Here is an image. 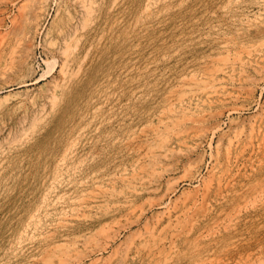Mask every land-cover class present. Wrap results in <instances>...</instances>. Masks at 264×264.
I'll use <instances>...</instances> for the list:
<instances>
[{
	"label": "rangeland",
	"instance_id": "obj_1",
	"mask_svg": "<svg viewBox=\"0 0 264 264\" xmlns=\"http://www.w3.org/2000/svg\"><path fill=\"white\" fill-rule=\"evenodd\" d=\"M46 263L264 264V0H0V264Z\"/></svg>",
	"mask_w": 264,
	"mask_h": 264
},
{
	"label": "bare ground",
	"instance_id": "obj_2",
	"mask_svg": "<svg viewBox=\"0 0 264 264\" xmlns=\"http://www.w3.org/2000/svg\"><path fill=\"white\" fill-rule=\"evenodd\" d=\"M76 1V0H75ZM91 4V3H90ZM84 5V4H83ZM85 6V5H84ZM42 10V9H41ZM87 10V9H86ZM91 10V9H90ZM89 11V10H88ZM83 32V31H82ZM77 33V32H76ZM16 39V38H15ZM32 42V41H31ZM257 52V51H256ZM250 54V53H249ZM259 55V54H258ZM226 57V56H225ZM236 57H237V55H236ZM223 58V57H222ZM227 59H229L228 57H227ZM232 59H233V61H234V58L232 57ZM219 60V59H218ZM223 60V59H222ZM238 60V59H237ZM236 60V61H237ZM239 61H241V60H239ZM221 62V61H220ZM225 62H228V61H225ZM235 62V61H234ZM234 62H232V63H234ZM242 62V61H241ZM224 63V62H223ZM229 63H231V62H229ZM237 63V62H236ZM242 65V64H241ZM257 65V64H256ZM236 67V66H235ZM63 68V67H62ZM223 68V67H222ZM226 68V67H225ZM225 68H224V70H225ZM232 68H234V66H229V69H231L232 70ZM50 69V68H49ZM48 69V71H50ZM216 70V69H215ZM227 70H228V68H227ZM229 71V70H228ZM221 72H223V71H221ZM225 72V71H224ZM48 73V72H47ZM62 73V72H61ZM226 73V72H225ZM211 79V78H210ZM203 81V80H202ZM220 81V80H219ZM235 81V80H234ZM206 82H208V81H206ZM209 84V83H208ZM206 85V84H205ZM211 86H213L214 87V83H213V85H211ZM221 86V85H220ZM197 87V86H196ZM204 87V86H203ZM206 87V86H205ZM201 88V87H200ZM199 88V89H200ZM218 88V87H217ZM219 89V88H218ZM201 90V89H200ZM222 90V89H221ZM224 90V89H223ZM202 91V90H201ZM214 91H215V89H214ZM190 92V91H189ZM188 92V93H189ZM191 93V92H190ZM207 93V92H206ZM186 95H187V93H186ZM185 95V96H186ZM192 95V94H191ZM207 97V96H206ZM210 97V96H209ZM192 98H193V96H192ZM225 98V97H224ZM208 99V98H207ZM183 100V99H182ZM192 103V102H191ZM179 104V103H178ZM191 119V118H190ZM196 119V118H195ZM174 121V120H173ZM178 121V120H177ZM186 121V120H185ZM191 121V120H190ZM179 122H181V121H179ZM178 122V123H179ZM182 123V122H181ZM175 124V123H174ZM176 125V124H175ZM198 125V124H197ZM172 127V126H171ZM170 127V128H171ZM180 127V126H179ZM181 130V129H180ZM179 130V131H180ZM161 131V130H160ZM175 131V130H174ZM205 131V130H204ZM155 132V131H154ZM169 132V131H168ZM184 132V131H183ZM202 132V131H201ZM170 133V132H169ZM167 134V133H166ZM173 134V133H172ZM186 134V133H185ZM251 134H253V133H251ZM168 135V134H167ZM204 135V134H203ZM163 137V136H162ZM168 137V136H167ZM172 137V136H171ZM153 140V139H152ZM168 140V139H167ZM146 143V142H145ZM150 143V142H149ZM147 144V143H146ZM161 145V147L159 146V143H158V145H157V149H158V146L160 147L158 150H159V156H162V153L165 151L164 149H167L166 147H167V145H169V143H168V141L165 143L163 140H162V142L160 143ZM232 145V144H231ZM155 148V147H154ZM153 149V148H152ZM156 149V148H155ZM151 154V153H150ZM168 154V153H167ZM166 154V155H167ZM166 155H163V157H166ZM162 158V157H161ZM156 159V158H155ZM167 159V158H166ZM157 160V159H156ZM170 160V159H169ZM172 164V163H171ZM160 165H162L161 163H160ZM155 166H157V164H155ZM170 167V166H169ZM146 168V167H145ZM154 171V170H153ZM152 172V171H151ZM151 175V174H150ZM142 178V177H141ZM226 186V185H225ZM187 202V201H186ZM199 203V202H198ZM184 204V203H183ZM127 206V205H126ZM185 210V209H184ZM169 215V214H168ZM180 217V216H179ZM172 239V238H171ZM161 242V241H160ZM169 242V241H168ZM155 243V242H154ZM161 245V244H160ZM146 247V246H145ZM162 259V258H161ZM47 264V263H46ZM157 264V263H156Z\"/></svg>",
	"mask_w": 264,
	"mask_h": 264
}]
</instances>
